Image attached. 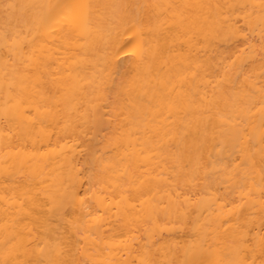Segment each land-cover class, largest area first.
Listing matches in <instances>:
<instances>
[{"label":"bare ground","instance_id":"1","mask_svg":"<svg viewBox=\"0 0 264 264\" xmlns=\"http://www.w3.org/2000/svg\"><path fill=\"white\" fill-rule=\"evenodd\" d=\"M0 264H264V0H0Z\"/></svg>","mask_w":264,"mask_h":264}]
</instances>
